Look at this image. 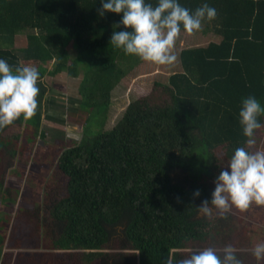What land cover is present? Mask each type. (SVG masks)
<instances>
[{
	"label": "trees",
	"instance_id": "obj_1",
	"mask_svg": "<svg viewBox=\"0 0 264 264\" xmlns=\"http://www.w3.org/2000/svg\"><path fill=\"white\" fill-rule=\"evenodd\" d=\"M179 3L191 11L214 7L217 17L201 32L213 31L219 41L182 49V70L167 83L156 81L111 129L83 134L62 150L54 172L63 190L47 191L38 206H19L11 227L0 214V264H164L209 247L222 255L229 243L249 245L247 226H237L233 213L200 217L197 207L245 142L243 99L255 96L264 105V0ZM100 8V0H0V58L14 67L24 66L22 59L37 63L40 73L36 114L0 128V195L9 159L28 157L44 136L46 73L76 77L82 70L81 106L105 119L112 90L139 60L110 44L121 16L101 17ZM22 32L26 45L14 49ZM51 60L52 69L42 67Z\"/></svg>",
	"mask_w": 264,
	"mask_h": 264
},
{
	"label": "clouds",
	"instance_id": "obj_2",
	"mask_svg": "<svg viewBox=\"0 0 264 264\" xmlns=\"http://www.w3.org/2000/svg\"><path fill=\"white\" fill-rule=\"evenodd\" d=\"M100 3L101 17L106 13L121 16L113 25L110 44L126 55L158 65L175 62L173 49L182 31L194 33L201 30L205 21L217 17V10L208 3L195 11L182 6L179 0H156L155 5L146 0H100ZM120 28L124 30H115ZM39 79L35 66L14 67L0 58V128L36 114ZM261 116H264V105L255 96L244 98L239 123L246 139L233 150L226 166L215 177L211 198L197 207L205 216H210L213 209L223 218L232 208L244 211L252 204L264 205V149L255 147L257 131L264 128ZM200 195L199 190L193 193L194 198ZM239 252L240 249L229 243L223 247L222 255L209 247L178 261L169 257L164 264H243ZM251 255L256 264H264V240L252 246Z\"/></svg>",
	"mask_w": 264,
	"mask_h": 264
},
{
	"label": "rangeland",
	"instance_id": "obj_3",
	"mask_svg": "<svg viewBox=\"0 0 264 264\" xmlns=\"http://www.w3.org/2000/svg\"><path fill=\"white\" fill-rule=\"evenodd\" d=\"M219 39L220 37L213 31L205 34L201 30L194 33L182 31L173 49L176 60L171 65H158L141 59L136 61L131 68L126 70V74L112 90L105 119L104 113L99 114L95 108L83 104L81 106L80 87L83 72L79 69L80 67L76 77L66 72L54 75L46 73L42 78L47 87L41 123L44 136L35 138L32 152L28 157L27 153L25 155L14 154L4 171L0 214L10 222L9 227L16 217L19 206L24 208L38 206L47 198V191L57 195L63 190L62 181L54 172L57 157L62 150L75 141L79 142L83 134L111 129L122 117L127 106L137 98L149 94L156 81L167 83L170 74L182 70L179 59L182 49L206 45L209 41H219ZM26 41L25 32L16 34L13 48L24 47ZM66 48L73 57L76 50L73 49L72 43H69ZM20 62L24 66L38 67L37 63H26L23 59ZM53 62L54 60L48 61L42 67L50 70L53 68ZM103 121L105 122L102 127ZM23 126L25 127L24 124ZM30 129L32 133V126ZM255 147L264 149V128L259 130ZM212 180L210 177L208 182L211 184ZM54 195L49 198H54ZM227 212L234 214L237 226H247L248 233H250V243L243 245L238 253L239 257L243 264H256L251 255V248L257 241L264 240V205L252 204L244 211L232 208ZM203 215L204 213L200 211L199 216ZM211 215L217 218L219 213L213 209Z\"/></svg>",
	"mask_w": 264,
	"mask_h": 264
}]
</instances>
